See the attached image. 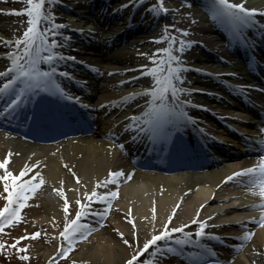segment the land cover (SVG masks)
Returning <instances> with one entry per match:
<instances>
[{"label": "bare ground", "instance_id": "bare-ground-1", "mask_svg": "<svg viewBox=\"0 0 264 264\" xmlns=\"http://www.w3.org/2000/svg\"><path fill=\"white\" fill-rule=\"evenodd\" d=\"M8 1L0 0V72H4L9 67L8 54H14L23 47V43L21 45H8L9 41L3 39L12 35L17 28V24L13 21L16 16L15 11L5 5ZM63 1L68 3L63 7V11L68 13L74 11L79 20H83L87 11L94 7L96 20L103 22V25L106 26L104 43H98L99 51L97 54L90 56L89 52L82 50L83 47H77L78 42L70 47L60 38L61 36L57 35V32L69 37L77 36V38L78 36L94 35L95 32L87 27L86 23L58 24L59 27L52 28L54 34L43 37V40H55L57 43L45 46L42 40L39 56L34 51L32 56V59L35 60L36 70L50 73V81L54 82V86L51 82L43 86L48 97L43 100L40 89H37L38 92L34 95L24 89L21 101L9 110L7 104L15 98L13 90L22 89L21 85L24 82L18 80L7 92L0 93V102L4 100L0 106V118H4L5 122L8 119L11 121L12 116L27 117V113L29 115L30 111L38 113L36 110L42 108L46 103L55 104L57 107L65 98L56 93V86L64 89L67 95L76 96V99H72L71 103L76 104L83 111L79 114L82 121H87L91 113L96 117L92 123L93 132L91 136L84 139L74 138L73 143H68L63 147L57 146L58 149L56 150L53 147L49 150L35 148L16 139L6 138L0 132V160L7 153L9 154V167L13 172H18L21 167L27 164L30 171L26 172V176H33L38 173L44 180V183L34 193L36 197L27 200L26 206L21 209V213L28 214L33 222L49 227L54 234V244L50 248L41 250L39 246H36L31 250L33 255L41 257L40 264L48 262L58 244H66L64 238L58 235L61 230L60 221L65 218L64 199L69 201V208L72 207V213L74 207L77 208L75 200L79 198L83 202L85 199L83 194L86 191L90 192L97 180L105 181L102 185H96L97 193L115 190L118 195L111 198L108 207L110 211L107 209L108 215L103 217L105 218L103 225L97 223L100 217L93 215V213L103 212L105 205L99 200H89V207L85 209L87 214L80 218V222L95 230L89 231L85 239H76L73 245H69L71 247L70 257L80 261L81 264H124L125 260L132 256L147 238L160 231L169 214H172V220L168 222L170 227L185 225L180 233H171L172 237L182 238L184 231L188 233L195 231L198 224L196 222L189 223L193 217L196 218V221L209 217L210 219L205 220L206 226L202 231L216 233V235L227 236L238 230L239 226L246 224L244 210L250 200L244 191L229 190V186L225 185L223 181L225 176L238 168L237 166L181 179L178 177L163 179L161 178L163 176L156 174L134 172L130 180L124 182V176L129 165L120 158L122 148L127 147V142L136 145L140 138H159L158 136L154 137L151 130H140L144 128L143 117L134 122L135 127H126L131 123L130 118L132 116H139L141 112L146 111L150 94L144 93V90L152 88L154 85L152 84L153 77L146 75L145 71L147 67H152L153 64L146 54H133V52L127 51H115L106 54L104 53L105 44L112 43L117 47L116 43L131 32L145 33L155 22L159 24L161 21L168 20L173 15L170 7L173 0H162L166 11H161L156 3L151 8H146L142 0L129 2L116 0L115 2L119 7L109 11L105 10L104 7L112 0H87L86 4L75 0ZM22 2L23 0L18 1L20 4ZM185 2L188 3L187 19L192 24L190 31L192 37L185 39V41H189L190 47L199 50L200 54L190 58L181 53L176 55L180 57V60L173 61V63H179L182 66L178 74L183 79L174 83H177L179 87L188 89L185 93H179V100L181 102L188 100L190 103H181L180 106L182 111L191 118L189 120L192 125L191 132H198L205 121H210L208 115L214 116L215 113L218 116L225 113L227 115L232 114L230 111L220 110V107L227 108V103L221 101L216 104V87L212 85V83L216 84V77L219 79L223 77L222 69L216 66V57L225 59L227 56L225 50L220 48L219 43L226 42L223 41L225 35L233 38L239 44H243L247 36H254L258 41L264 42V0H243V3L249 8L261 9H257V13L253 14V22L240 28L239 37L233 35L226 23L212 19L210 15L207 19L200 16V9L207 10L209 14L211 0H186ZM233 2H239V0H233ZM73 5L77 6V11L73 9ZM218 28H221L222 32ZM143 39L145 44L152 41L148 39L147 35ZM186 46L187 49L183 51L185 53L190 48L189 45ZM53 53L58 55L54 56L52 60L45 61L43 59L44 56ZM235 53L242 55L241 51L236 50ZM69 56L75 59H67ZM164 56L166 58L167 54ZM59 60L66 62L67 65L63 68ZM21 62L23 63V61ZM89 64L100 68L98 70V68L88 66ZM70 66L76 68L79 78L78 81L72 82L74 93H70V84L67 83L74 70ZM63 72L69 73V76L61 75ZM107 74L109 76H106ZM198 74H208L209 81L196 77ZM13 75L15 73L11 71L0 75V84H3L5 79L10 80ZM101 75H104L102 79L100 78ZM19 82L22 84L19 85ZM228 82L231 83L232 81L229 80ZM188 83H191L190 87H187ZM191 87L199 90V97L191 95ZM234 92L228 90L223 93L226 94V97L228 95L234 97ZM129 93L133 95H127ZM9 96L11 97L8 98ZM83 96H87L88 100H85ZM120 98L124 99L121 100ZM89 107L90 109H88ZM43 108L45 109L41 114L50 113L47 107ZM27 110L29 112H26ZM57 111L60 110L56 109L55 114L58 115ZM185 120L188 119L168 120L163 124L164 134L162 136L167 137L171 135V132H176L175 140L180 141L182 137L179 135L181 130L178 127L183 125ZM231 121L240 123L241 118L233 117ZM196 123L200 126H197ZM167 125L176 129H169L166 127ZM200 137H203L205 145H219L224 141L217 133L216 138L210 135H200ZM215 139L216 142L211 141ZM142 147H140L138 157L140 160L145 157L144 154L148 149ZM227 152H229L228 149ZM37 161L39 164H36L35 168H31L30 166ZM69 169L72 171L70 172ZM109 170H119L124 175L113 177L111 182H107ZM2 171L0 169V174ZM73 173H75V177L79 178V183H77ZM54 188H63L64 196L61 197L59 192L53 191ZM2 190L3 182H0L1 193ZM153 208L155 219H153ZM173 208H175L174 213H172ZM133 223L136 225L135 229L132 227ZM133 231L136 232L135 237L132 235ZM120 233H123V236ZM177 234L180 235L175 236ZM124 239H127L129 244H124ZM168 241L174 240L168 239L166 243ZM164 243L165 241H157V246H162ZM152 247L149 246V249L141 253L133 264H143L145 260H148L149 264H173L171 256L169 258V253L154 256L151 251ZM253 262L254 264H264V226L257 232L251 245L236 256L232 264H253Z\"/></svg>", "mask_w": 264, "mask_h": 264}, {"label": "snow or ice", "instance_id": "snow-or-ice-1", "mask_svg": "<svg viewBox=\"0 0 264 264\" xmlns=\"http://www.w3.org/2000/svg\"><path fill=\"white\" fill-rule=\"evenodd\" d=\"M29 7L27 8L28 19V27L25 29L24 33L20 38H17L15 41V45H21L23 43V47L19 48L14 54L9 53L8 58L10 60L9 67L5 69L4 72H0V75H4L5 73L11 71L14 72L15 75L12 76L10 80L5 79L3 84H0V93L7 92L9 88H11L14 82L23 81L24 88L19 91L13 90L14 99L10 100V103L7 104V109L11 110L21 101L22 96L24 95L25 88H32L36 86H45L46 83H53L50 81V73L47 72H39L35 68V60L32 59L33 51L39 56L41 51V41L43 40L44 33L48 32V29H44V32H40L37 28V23L41 18L47 19V16H44L42 12V3L43 0H27ZM156 4L159 6L161 11H166L163 6L162 0H156ZM258 10L256 8L246 7L243 3V0H239V2H233V0H211L209 5V15L212 19H215L219 22H224L227 24L229 29L233 32V35L239 37V30L241 27L246 26L248 23L253 22V14ZM51 13L48 14L50 16ZM51 27H59V25L52 24ZM178 31L183 32L185 35L187 34L186 29H179ZM167 33L164 36L156 37V40L166 39ZM57 42L55 40H43V44L46 46L47 44L55 45ZM169 47H165L162 49H157L155 51L167 54L166 58L164 55L160 56V63H153L152 67H147L145 74L153 77L152 84L154 85L152 88H148L144 90V93L150 94V99L146 105V111L140 113L139 116H132L130 118L131 123L126 125V127H135V121L141 119L143 117L142 123L144 128L140 129L144 131L145 129L151 130L153 136H160L164 134L163 124L168 120H176V119H188L186 112H183L181 109V103L188 104L190 101L184 100L181 102L179 100V93H185L188 91L186 88L179 87L177 83L183 79L182 76L178 74L179 69L182 67L179 63H173V61H179L180 57L173 54L171 45L173 43L172 40L167 41ZM185 41H181V46L176 48L177 52H183V44ZM15 47V46H13ZM45 50H47L45 48ZM58 54L53 53L52 55L44 56L43 59L45 61L52 60L54 56ZM69 60L75 59L74 57H67ZM149 59L155 61V55L150 56ZM23 61V63L21 62ZM166 65V70H165ZM61 75L68 77L69 73L63 72ZM122 83V82H120ZM56 93H58L61 97H66L69 100L76 99L73 96L67 95L64 89L56 86ZM170 94V98H169ZM129 96L133 95L132 93L127 94ZM123 100L124 98H120ZM260 133H264V127L260 129ZM36 164H39V161L32 164L30 167L35 168ZM0 169H2V174H0V182H3V189L7 193L3 197L5 203L3 207H0V230L4 228L6 224H11L14 220H20L21 209L26 206V201L28 198L35 193V191L40 187L41 184L44 183L43 178L40 174H35L33 176H26V172L30 171L29 166L26 164L24 167H21L18 172H13L9 167V154H5L3 159L0 160ZM71 172L72 170L69 169ZM244 174H252L249 183L252 184V187L247 188L246 190L252 192L255 195L260 197V201L258 204L252 205L253 208L259 209V217L257 219V224L264 226V156L260 157V163L258 165H252L248 168L239 169L237 172L231 173L229 176H225L224 180L228 181L232 177ZM108 180L107 182H111L113 177H121L124 175L121 171L109 170L108 172ZM129 177L131 173H128ZM74 178L79 183V178L75 177V173H73ZM105 183L103 180H97L93 185V188L90 192H85L84 201L82 202L79 198L75 200L77 208L75 210L74 215L71 218H68L69 211V201L65 198L63 203V209L65 213V222L63 225V229H61L58 233L59 236L64 238L66 244L61 245L58 244L55 247V251L52 253V256L62 255L63 257H67L69 252L71 251V247L69 245H73L76 239L83 240L89 231H94V228H91L87 224H82L80 222V218L86 215L85 209L89 207V200H99L105 205V210L103 212H96L93 215L100 217L97 223L100 225L104 224L103 217L108 215V207L111 203V198L117 197L118 193L115 190L97 193L96 185H102ZM63 184V181H61ZM255 190V191H254ZM53 191L59 192L60 196H64V189L54 188ZM79 196V193L77 194ZM175 212V208L172 209V213ZM199 212V209H197ZM215 215V214H213ZM143 219V217H141ZM153 219H155V210L153 208ZM210 219L209 217H205L204 220L196 221V218L193 217L189 223L196 222L198 227L195 228V236L197 237L196 243H199V238L203 236H213L212 233H206L202 230L205 228V220ZM248 219L252 220L253 217H248ZM172 220V214H169L164 224L162 225L159 232L153 233L150 238H147L141 247L138 250L134 251V254L130 256L127 260H125L124 264H133L134 261L137 260V257L144 253L146 249H149V246H153L151 251L154 256L165 255L167 253L178 251L181 255L183 254V245L192 244L193 241L190 239V233L184 231L181 237H172L171 233H180L182 229L185 228L184 224H180L178 227H170L168 222ZM133 229H135L136 225L133 223ZM39 235L38 232H32L27 234L30 237H37ZM123 236V233H120ZM133 237L136 236V232H132ZM252 232H244L241 237L242 240H250L252 237ZM26 237H17L14 238L12 244H9L8 247H15L17 252H20L21 249L17 246V241L21 239H25ZM171 239L175 241V244L179 246L178 249H173L171 245L166 243V240ZM157 241H165L162 246H157ZM5 241L0 240V248H3ZM124 244H129L127 239L123 240ZM24 249H27V245L23 246ZM255 251V249H254ZM7 253V250L5 249ZM21 260H27L28 255L25 253L24 255L19 257ZM48 264H55L51 257L48 259ZM71 264H75V262H71ZM143 264H149L148 260H145ZM192 264H195V261H192ZM254 264V262H253Z\"/></svg>", "mask_w": 264, "mask_h": 264}, {"label": "rangeland", "instance_id": "rangeland-1", "mask_svg": "<svg viewBox=\"0 0 264 264\" xmlns=\"http://www.w3.org/2000/svg\"><path fill=\"white\" fill-rule=\"evenodd\" d=\"M18 1L19 0H9L7 4H5L9 9H13V11H15L16 13L13 21L15 24H17V28L12 35L4 37V39L8 40L12 44L15 43L17 38H20L22 36L25 29L28 27L29 17L26 10L29 5L27 3V0H23L22 4H19ZM77 1L82 2L83 0ZM127 1L129 2L132 0ZM142 2L146 8H151L155 5L156 0H142ZM42 4V12L44 16L48 17L47 19H40V24L38 25V27L41 26L42 33L44 32V29H48L49 31L51 25L58 24L59 21H65V23L77 22L76 18H74L73 16L65 15L63 13V10L60 9L61 5L65 4L63 0H43ZM170 7L172 9L173 15L164 23H161L159 26H157V28L156 26H154V28L152 27L151 30L148 31L147 35L152 38L153 42L145 44L140 40L139 43L132 48L131 51L133 52V54H146L149 57L155 55L156 59L155 61L151 60V63L153 64L154 62H160L159 58L161 55H164V53H160L155 50L169 47L167 41L170 39L179 40L178 42L175 41L171 45L173 53L177 52L176 48L178 46H181V41L187 37V34L185 35L183 32L178 30L182 29L184 20H187V22H189L188 19H186L188 7L184 1L180 0H173V4L170 3ZM49 13H51L50 16H48ZM161 26L165 29L164 33H167L168 38L156 40L154 38L164 35L162 33H158V29ZM47 34L48 32L44 33L43 36H46ZM131 38L137 40L141 37L140 34L134 32ZM131 41L134 42L133 40ZM5 195H7V193L3 189L2 193L0 192V207H3L5 203L3 199ZM75 208L76 207H74V210ZM71 210L72 207L69 208L68 218H71L74 213V210L72 213ZM60 222L61 229H63L65 218ZM32 232H38L39 235L35 238L27 236V234ZM17 237H26L25 239L17 241V246H19L21 249L20 252H17L15 247H8L9 244H12L14 238ZM0 240L5 241L3 248H0V264H40L41 257L35 254L33 255L31 250L36 246H39L41 250L50 248L54 244V234L49 227L42 226L38 223L33 222L28 214H20V220L18 222L14 220L11 224H6L4 228L0 230ZM24 245H27V249H24ZM5 249L7 250V253L5 252ZM25 253L28 255V259L21 260L19 257L24 255ZM52 260L55 262V264H71V262H75V264H81L80 261L72 259L70 255H68L67 257H62L61 255L53 256ZM46 264H48V262Z\"/></svg>", "mask_w": 264, "mask_h": 264}]
</instances>
